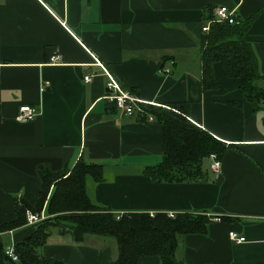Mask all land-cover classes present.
I'll use <instances>...</instances> for the list:
<instances>
[{
  "label": "crops",
  "instance_id": "obj_1",
  "mask_svg": "<svg viewBox=\"0 0 264 264\" xmlns=\"http://www.w3.org/2000/svg\"><path fill=\"white\" fill-rule=\"evenodd\" d=\"M220 7L236 20L255 18L246 42L264 78V0H0V226L23 203L38 205L44 169L61 174L82 159L104 165L105 180L86 185L96 205L116 214L211 219L206 235L182 238L185 264H264V105L256 110L244 101L241 81L227 78L220 64L219 88L203 91L201 84L206 9L214 15ZM103 69L151 107L175 111L172 104L188 103V122L225 146L220 169L209 166L202 183H152L143 171L162 160V126L115 108ZM22 106L37 111L25 124L16 121ZM33 231L26 224L0 234V243L12 248ZM232 232L245 242L232 241ZM41 255L111 264L118 248L110 238L75 243L52 232ZM140 264L161 263L144 257Z\"/></svg>",
  "mask_w": 264,
  "mask_h": 264
},
{
  "label": "trees",
  "instance_id": "obj_2",
  "mask_svg": "<svg viewBox=\"0 0 264 264\" xmlns=\"http://www.w3.org/2000/svg\"><path fill=\"white\" fill-rule=\"evenodd\" d=\"M254 19H237L234 24L217 23L214 22L213 9H206L204 25L211 24L209 32L201 37L199 53L203 91L219 88L214 65L220 64L227 78L241 81L244 101L257 110L264 105V78L256 74L246 42ZM170 107L177 112L151 106L145 109V113L152 115L162 126L163 143L161 162L144 168L143 173L152 183L206 182L209 171L204 162L211 154H217L221 159L225 146L188 122V103L172 104ZM104 173L103 164L87 163L82 159L71 170L61 174L43 170V189L38 205L32 208L23 203L14 221L0 226L2 234L26 225V212L40 215L52 189L47 201L46 219L32 226L34 231L27 239L14 245L18 264H63L46 260L41 255V249L53 229L59 235L71 236L75 243H83L88 235L114 239L118 257L111 264H140L144 257H157L161 264H185L178 258L182 238L206 235L211 219L205 214L194 213H181L174 218L165 213L153 216L144 212L116 214L96 205L86 190L88 180L102 183ZM5 250L0 243V264L10 262Z\"/></svg>",
  "mask_w": 264,
  "mask_h": 264
},
{
  "label": "built area",
  "instance_id": "obj_3",
  "mask_svg": "<svg viewBox=\"0 0 264 264\" xmlns=\"http://www.w3.org/2000/svg\"><path fill=\"white\" fill-rule=\"evenodd\" d=\"M214 22L223 23L228 22L229 24L237 23L234 11H231L227 7H220L214 11ZM210 23H208L204 28L203 32L207 33L210 29ZM59 60L57 56L52 57L50 59L51 63H56ZM100 64V63H98ZM105 70V69H103ZM107 74L108 82L107 88L109 91V95L107 96V100L115 105V107L122 112L124 116L133 117L138 115L139 118L147 119L149 122H153L154 118L151 115L145 113L144 106H154V104H149L147 102H143L142 100L136 98L129 92L122 89L119 83L115 80L113 76H111L106 70L104 71ZM85 82H89L91 80L90 76H86L84 78ZM43 90V89H42ZM170 110V109H168ZM36 109L29 106H22L19 109L18 115L16 116V121L25 124L32 121L36 116ZM210 168L213 171H218L220 169V160L217 154H211L210 157ZM153 216L154 214L151 213ZM170 218H174L175 214H168ZM27 224L29 226L37 225L46 219L44 214L36 215L31 211L26 212ZM230 238L232 241L236 243L245 242V238L243 236H238L236 233H230ZM6 256L9 258L11 262L17 263L19 262V258L15 253L14 247L5 250Z\"/></svg>",
  "mask_w": 264,
  "mask_h": 264
},
{
  "label": "rangeland",
  "instance_id": "obj_4",
  "mask_svg": "<svg viewBox=\"0 0 264 264\" xmlns=\"http://www.w3.org/2000/svg\"><path fill=\"white\" fill-rule=\"evenodd\" d=\"M166 111H167V110H166ZM204 165H205V167H206L207 169H209L210 163H209L207 160L204 162ZM52 232H57V230H56V229H53Z\"/></svg>",
  "mask_w": 264,
  "mask_h": 264
}]
</instances>
